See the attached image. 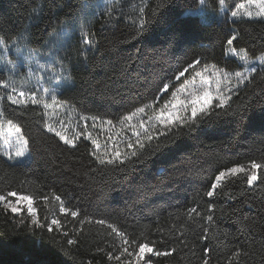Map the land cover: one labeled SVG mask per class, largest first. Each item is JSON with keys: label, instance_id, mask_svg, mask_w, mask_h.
I'll return each instance as SVG.
<instances>
[{"label": "trees", "instance_id": "16d2710c", "mask_svg": "<svg viewBox=\"0 0 264 264\" xmlns=\"http://www.w3.org/2000/svg\"><path fill=\"white\" fill-rule=\"evenodd\" d=\"M85 1L92 0H0V38L10 43L28 29L30 44L38 48ZM242 1L225 0L228 12L222 21L187 12L199 7L198 0H148L142 8L97 20L92 28L96 47L71 65L73 83L59 98L85 115L117 122L150 104L160 109L192 75L178 81L174 76L196 58H202L200 66L239 70L238 59L227 54L230 29L241 36L236 49L251 56L264 53V18L228 17ZM205 2L213 11L220 8L218 0ZM141 19L147 21L142 34ZM165 77L174 86L170 83L157 99ZM215 105L218 115L205 119L199 114L192 126L176 125L169 132L150 123L152 131L167 135L137 148L140 162L116 168L98 165L90 155L96 149L86 138L72 148L48 132L39 105L24 108L5 101L4 117L21 125L31 150L26 162H10L0 152V194L31 197L45 226L33 225L26 210L15 214L0 206V264H117L107 253L117 255L113 248L120 240L109 235L108 224L129 240L155 242L161 251L176 249L168 257H154L153 264H200L206 247L212 249V264H229L238 248L248 253L239 264H264V167L252 186L241 173L226 177L212 198L206 195L220 170L242 165L250 173L252 161L264 166V70L239 85L228 107ZM128 138L135 142L128 133L118 146L109 143L108 151H129ZM98 154L104 156V145ZM56 196L79 216L61 213ZM210 204L216 207L210 210ZM192 208L197 211L189 215ZM52 219L60 225L48 231ZM101 219L104 225L96 223ZM205 232L208 241L201 239ZM69 239L78 243L68 244Z\"/></svg>", "mask_w": 264, "mask_h": 264}, {"label": "snow or ice", "instance_id": "6c2138e0", "mask_svg": "<svg viewBox=\"0 0 264 264\" xmlns=\"http://www.w3.org/2000/svg\"><path fill=\"white\" fill-rule=\"evenodd\" d=\"M219 5L221 6V11L219 15L226 17L227 16V8L224 7L225 0H218ZM249 4H255L259 5V11L256 13L257 16H264V0H247ZM198 4L200 7L198 8H192L190 9V14L195 16H207L208 13L205 11L204 5L205 0H198ZM241 8L244 7V5H240ZM108 13H112V9H108ZM213 16L217 15V13L213 12ZM239 15L237 11L231 12V17L236 18ZM244 15H247L249 17L252 16V12L246 11ZM147 21L144 19H141L139 22V29H144ZM74 33H70L67 29L63 31L62 38L59 40L53 42L51 45L52 52L49 56L44 57L46 61H51V66L48 68H45L44 63H40L36 61V57L32 54L31 51H28L27 49H23L20 51L19 54V62H12L8 61L10 65L9 71L12 72V76H9L6 79H0V89H3L5 91V95L7 100L17 107H24L27 108L29 104L31 105H42L44 108H53V107H59L60 105L57 102V95H63L62 89L67 86L68 77L63 74V71H55L53 72L54 66H60L62 68L63 63H71L70 56L63 55V50L70 46V42L72 40V36ZM93 37L89 36L88 33L83 34V43L91 47L93 43ZM241 39V36L239 32L236 29H230L229 34L225 37V44L228 46V48L231 51V54L233 56L239 55L237 52V49L235 48V44L238 43ZM176 43H179V39H176ZM0 46H3V40H0ZM36 55H40L37 53ZM57 57H60V60H57ZM6 59V58H5ZM30 63H35V67L40 69L42 73H51V77L45 75L42 76L41 79H43L45 82L54 85L52 88L44 87L40 80H37L35 82H32L28 78L31 77L34 72L31 68H28L27 75L23 78L24 82L17 84L16 80L13 78L15 76L20 75V69L27 67ZM202 63V58H196L192 62L187 63L186 67H183V70L179 71L178 75L174 76V81L180 80L181 77H185V74H189L193 76V81H195L196 76L200 77V83L201 86L207 87L214 79L217 92H220L221 85L224 84L225 87H228L232 84L233 79L236 81L235 88H239V85L244 82H251L253 78V74L257 72V69L260 68L261 70H264V58H261L259 60L258 64H254L250 68H247L245 71H236L234 73V76H230V74L226 71L220 70L216 71L209 76H203L201 73L195 72V68L197 66H200ZM245 64H248V60H244ZM207 67L206 65L204 66ZM190 70H192L190 72ZM195 72V75L193 73ZM167 77L162 78L160 81V87L157 88V99L160 95H164L167 93L170 87V83L174 86V81H170L168 83L164 82ZM189 83V81H185V84H182L179 88L176 89L175 92L172 93L173 97H177V93H185L186 92V84ZM27 88L28 90H24ZM235 88L228 87V95L218 94L217 96H213L211 92L205 91L202 96L197 95L195 92H187V95L191 97L190 101L187 103L184 100L177 99L176 104H172L171 107L173 111L167 112V115H165L164 111L162 110L159 115L155 116V121H157L163 128H167L170 132L172 130L173 126L179 125V126H192L198 123V114L202 118L205 119H211L213 116L218 115L215 111V108L213 107V101H216V108H220L221 110L225 109L229 106V101L231 100V93L235 90ZM56 89H61L59 93H57ZM38 92L42 93L44 97L50 98L53 101V104H47L44 102V100L40 99L38 97ZM181 108L183 112L187 113L190 108V115L189 116H182L180 112L175 111L176 108ZM140 113L144 112V108L138 109ZM3 110L0 109V116H2ZM129 115L125 117L127 121H131L133 119V116ZM109 124H111V121H108ZM7 126H8V134L6 135V138L4 139V144L9 145V150L6 152V155L10 160L14 159H22L24 158L29 152H30V142L29 140L23 135V128L19 123H15L13 120L8 119L7 120ZM85 126H87V121L85 120ZM4 127V122L2 119H0V129ZM152 125L149 123L146 125L145 121H140L138 125H132V135L135 137V142L133 143L131 138L127 139V149L129 151L122 152L120 150L115 151H108L109 144L106 142L104 145L105 148V154L102 157L98 154V151L101 148V145L94 139H90V143L94 146L96 150H93L90 152V155L98 162V165L100 166H114L116 168H119L121 166L126 167L129 163L134 162H140V155L142 153L137 151V148L139 150H144L146 148V144L150 143L153 139H159L160 136H165L167 133L165 131H152ZM46 128L48 132L54 133L59 139L66 145L71 146L72 148L76 147L75 140L68 139L67 136L63 135L62 132L57 131L55 127H53L51 124H46ZM141 129L143 131H141ZM14 133V139H9L7 136ZM0 135H4L3 133H0ZM113 139V138H110ZM120 143V141H116L113 139V144L117 145ZM14 147L15 151L11 150V148ZM159 147V145H157ZM261 164L252 161L251 162V171L249 173V170L246 169L242 165H237L233 167H229L225 170H220L218 175L215 176L214 182L211 184V188L209 191H207L206 195L209 198H212L214 194L217 191L218 185L221 184V182L226 177H234L237 174L243 173L247 177V185L252 186L254 182H256L259 177L257 174V170L261 169ZM55 199L60 202V208L59 211L61 213H64L66 215H71V217H78L79 212L78 211H70V209L66 208L64 206V202L61 200L59 196H56ZM43 200L47 201L48 197L44 196ZM21 202H24V205H21ZM0 206H2L6 211H10L11 213L15 214H21L24 209L26 208L27 213L32 218L31 222L33 225H39L40 227H44L45 225L40 224V220L37 218V210L33 207V200L31 197L27 195H18L16 191H10L6 194H0ZM216 206L215 204H210L209 209H214ZM197 211L196 208H192L189 210V215L191 213H195ZM87 219V218H86ZM208 221L213 220V216L209 215L207 216ZM23 222V221H22ZM89 223H91V220H88ZM84 221H81V224H83ZM96 223L100 225H104L105 221L103 219L96 221ZM54 225H60V220L58 219H52L50 223H48L47 229L48 231H52V228ZM111 232L109 235L115 234L119 240L120 243L118 246H114L113 250L118 252L117 255H113L112 252H108L107 256L109 260H115L117 261V264H153V258L154 257H168L173 252L176 251L175 248L166 249V250H157V248L154 246L155 242H138L137 240H129L128 235L123 232L119 231L115 225L108 224L107 225ZM162 231V230H158ZM202 240L208 241L210 238L205 232V234L201 237ZM68 244H76L78 243L77 240L69 239L67 241ZM163 243V241H161ZM111 246V245H110ZM130 248H134L135 251H130ZM99 251H104L102 248L99 249ZM212 251L210 248L204 249V255L200 262V264H212V257L209 254ZM248 253L242 249L238 248L234 252H232L231 257L229 258V264H233V261L236 262V264H239L240 258L242 256H247ZM124 257H128L130 259H122ZM90 264V262H89Z\"/></svg>", "mask_w": 264, "mask_h": 264}, {"label": "rangeland", "instance_id": "374dc122", "mask_svg": "<svg viewBox=\"0 0 264 264\" xmlns=\"http://www.w3.org/2000/svg\"><path fill=\"white\" fill-rule=\"evenodd\" d=\"M147 1L148 0L85 1L82 8L79 10V12L76 13V15L72 19L66 21L64 24L58 26V28L55 31L51 32L47 40L45 41V43L38 48H35L30 44V37L28 34L29 32L28 29L25 30L15 41L7 43L3 40V46H0V79H6L9 76H12V72L9 71L10 65L8 61L18 63L20 51L23 49H27L28 51H31L32 54L36 57V61L45 64V68L50 67L51 61L50 60L46 61L44 57H47L51 54L52 52L51 45L53 44V42L62 38L63 31L67 29L70 33H74V34L72 36L70 46L63 50V55L70 56L71 63L70 64L63 63L62 68L60 66H54L52 69L53 72L63 71V74L68 77L67 86L62 89L63 91L65 88L71 86L73 83L72 77L70 75L71 65L79 62L80 58H83V56H85V54L88 51L94 50L96 47L95 38L92 35V28L95 22L107 15H110L108 13L109 8L112 9L111 14H114L118 11L130 10L131 8H142L144 7V4ZM240 5H244V7L241 8ZM224 7L226 8L225 5ZM204 8H205V11L208 13L206 17L201 16L204 19L222 21L225 18H227V16L224 17V16L219 15L221 11V6L218 11H213L207 6L205 2ZM235 11L239 13L237 17H249L247 15H244V13L246 11H250L252 12L251 17L264 18V16L256 15V13L259 11V5L249 4L247 0H243L241 3H239ZM187 12L190 13V10H187ZM213 12L217 13V15L213 16L212 15ZM37 15H38V12H35L33 14V19ZM228 17L232 19L231 13L228 15ZM84 33H88L89 36L94 38L91 47L83 43ZM0 40L2 39L0 38ZM237 52L239 53V55L233 56L231 54L230 49L227 47V54L229 56L237 58L238 61L240 62L241 68L237 71H245L247 68H250L254 64H258L261 58H264V53H261L257 56H251L243 49H237ZM37 53H39L40 55H36ZM245 59L249 61L248 64L244 63ZM57 60L59 61L60 57H57ZM28 68H31L34 72V74L28 78L29 80H31L32 82L40 80L44 87H49V88L53 87L55 82L50 84V83L45 82L43 79H41V77L45 75L51 77V73H42L40 69L35 67V63H30L29 65H27V67L21 68L20 75L13 77L16 80L17 84L24 82L23 78L27 75ZM217 70L220 71L223 69H220V68L217 69L214 66H208L206 68L204 66H197L195 68V72L201 73V75L203 76H209L210 74L216 72ZM223 71H226V70H223ZM195 72L193 73V75H195ZM235 72H228V73L230 74V76H234ZM186 80L189 81V83L186 84L185 93H177V97H173L171 93L169 99L164 101L165 103L160 109H156V107H154L153 104H150V105L143 107L144 108L143 113H140L137 110L131 121H127L125 119V117L132 115V114H128L125 117L121 118L119 121L111 122V124H109L108 121L110 120H103L97 117L88 116V115L81 113L69 103L62 101L59 98V94L57 95V102L60 105L59 107L44 108L42 105H39V106L42 107L45 112L46 124H51L53 127L56 128L57 131H60L62 132L63 135L67 136L68 139L75 140V142L79 138H82V137L86 138L89 141L90 139H94L101 146H103L105 145L106 142L108 144L113 143V139L117 141L121 139L123 136H126L128 133H132L131 126L138 125L140 121L142 120L146 122V125L149 123L157 122L155 121V119L150 120V118H154L155 116L159 115L162 110L164 111L165 115H167V112L173 111L171 105L176 104L177 99L184 100L187 103L191 99V97L187 95V92H195L197 95L202 96L205 91H209L215 97L218 94L228 95L229 94L228 87L235 88V85H236V81L233 79L232 84L229 85L228 87H225L224 84H222L220 88V92L218 93L214 79L207 87L201 86L199 76H196L194 82H192L193 76H191L190 78ZM185 81L182 84H185ZM180 86H178L177 88H179ZM24 90L27 91L28 89L25 88ZM236 90L237 88H235V90L231 93V95ZM56 91L57 93H59L61 89H56ZM38 97L44 100V102L47 104H50V105L53 104V101L50 98L44 97L42 93L38 92ZM5 101H8L5 95V91L3 89H0V109L2 110H3V105ZM214 104H216L215 100L213 101V105ZM175 111L180 112V114L185 117L191 114L190 108L187 113L183 112V110L179 107L176 108ZM0 119H2L4 122V127L0 129V133L4 134V135H0V152L10 162L28 161L30 159V152L22 159L10 160L8 158V156L6 155V152L9 150L10 146L4 144V139L6 138V135L8 134L7 119L4 117V114L0 116ZM85 120L87 121V126H85ZM7 138L14 139V133L7 136ZM110 138H113V139H110ZM11 150L14 153L15 148L12 147ZM18 195H23V194H18ZM21 205L23 206L24 202H21ZM33 207L36 209L34 203H33ZM24 210H26V208ZM130 251H135V249L133 250L130 248ZM122 259H130V258L124 257Z\"/></svg>", "mask_w": 264, "mask_h": 264}]
</instances>
